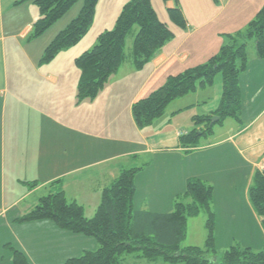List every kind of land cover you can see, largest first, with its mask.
<instances>
[{
    "label": "crops",
    "instance_id": "obj_1",
    "mask_svg": "<svg viewBox=\"0 0 264 264\" xmlns=\"http://www.w3.org/2000/svg\"><path fill=\"white\" fill-rule=\"evenodd\" d=\"M18 1L0 0V203L3 225L13 235L3 247L15 245L32 264H64L96 251L95 238L62 230L49 220H18L54 191H63L92 218L103 190L123 171L137 169L134 210L170 213L187 180L199 179L213 187L216 248L225 240L227 249L240 244L262 250V218L249 199L253 176L264 162V59L258 58L255 43L239 78L240 120L216 122L197 147L184 148L180 138L195 128L194 117L219 108L220 77L213 86L171 102L151 125L139 128L132 106L170 76L215 56L224 36L244 29L264 0H179L185 29L169 17L173 2L151 0L173 40L139 70L127 60L94 101L81 104L75 60L102 32L114 28L131 0H99L87 35L47 65H40L46 48L77 17L81 5L28 40L40 10L33 1ZM30 183L37 186L29 188Z\"/></svg>",
    "mask_w": 264,
    "mask_h": 264
},
{
    "label": "trees",
    "instance_id": "obj_2",
    "mask_svg": "<svg viewBox=\"0 0 264 264\" xmlns=\"http://www.w3.org/2000/svg\"><path fill=\"white\" fill-rule=\"evenodd\" d=\"M28 1L36 3L40 10V18L28 37V40H34L45 34L80 0H19L16 4ZM98 1L83 0L80 13L49 44L40 65L50 64L61 52L74 47L87 35ZM163 2L175 4L168 9L169 17L179 28H187L179 0ZM135 26L138 29L134 34L133 46L126 54L127 40ZM173 38V32L159 20L151 0L128 2L114 28L102 32L94 46L75 60L81 73L77 104L94 101L127 60L132 62L135 70H139L150 63ZM224 39L219 52L206 63L170 76L150 96L133 104L132 114L139 128L151 125L161 117L171 102L200 88L213 86L219 77L223 86L219 108L212 114L194 117L195 128L181 136L180 144L184 148H195L201 136L210 135L216 124H222L227 118L240 120L242 96L239 78L249 65L248 48L251 41L255 43L258 58L264 59V6L244 29L225 35ZM213 117L220 118L216 124L211 123ZM137 171H123L103 190L101 203L92 218H87L83 208L70 202L63 191H54L42 197L18 221L49 220L62 230L95 238L98 243L96 251L84 252L82 256L69 259L64 264H122L125 257L133 253L150 260L162 258L165 264H213L217 261L213 187L191 178L186 182L185 192L175 199L170 213L136 211L133 197ZM28 186L34 188L37 184L30 183ZM249 199L255 212L262 218L264 229V170L254 174ZM201 213L207 216L204 247L182 248L189 221ZM7 247L12 252V264H32L21 250L11 244ZM218 264H264V247L254 251L235 244L225 251Z\"/></svg>",
    "mask_w": 264,
    "mask_h": 264
},
{
    "label": "rangeland",
    "instance_id": "obj_3",
    "mask_svg": "<svg viewBox=\"0 0 264 264\" xmlns=\"http://www.w3.org/2000/svg\"><path fill=\"white\" fill-rule=\"evenodd\" d=\"M81 5V9L83 7V0H80L77 5ZM80 7V6H76ZM78 16V15H77ZM138 29L137 26L133 28V32L131 35H129L128 40H127V45L125 48V53L128 54L130 50L132 49L133 46V39H134V34L136 30ZM132 40V41H131ZM254 41H251L249 44V51L251 50V47H253ZM220 79V78H218ZM231 119V118H227ZM225 121V120H224ZM229 129V128H228ZM90 194H86V197H88ZM2 207L0 203V264H12V252L8 247H3V244H6L7 242L12 240V233L5 228L3 225V218L2 217ZM206 214L201 213L198 217H195L191 219L188 223L187 226V231H186V237L181 245L182 248L192 246V247H204L205 241L207 238V232L205 227V222H206ZM14 242V241H13ZM15 246V245H12ZM229 246V245H228ZM4 248V250H3ZM16 248V247H15ZM227 241L225 240H220L218 242V247H217V257L216 260L214 261L213 264H218L221 261V258L223 257L225 251L227 250ZM122 264H165L162 258H156V260H150V259H145V258H140L138 257V253H133L130 255H127L125 257V260L122 262Z\"/></svg>",
    "mask_w": 264,
    "mask_h": 264
},
{
    "label": "water",
    "instance_id": "obj_4",
    "mask_svg": "<svg viewBox=\"0 0 264 264\" xmlns=\"http://www.w3.org/2000/svg\"><path fill=\"white\" fill-rule=\"evenodd\" d=\"M219 117H213L211 123L214 124L219 121Z\"/></svg>",
    "mask_w": 264,
    "mask_h": 264
},
{
    "label": "built area",
    "instance_id": "obj_5",
    "mask_svg": "<svg viewBox=\"0 0 264 264\" xmlns=\"http://www.w3.org/2000/svg\"><path fill=\"white\" fill-rule=\"evenodd\" d=\"M261 170H264V162L262 163V167H261Z\"/></svg>",
    "mask_w": 264,
    "mask_h": 264
}]
</instances>
